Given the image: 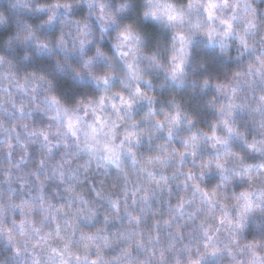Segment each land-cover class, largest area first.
<instances>
[{
	"label": "clouds",
	"instance_id": "1",
	"mask_svg": "<svg viewBox=\"0 0 264 264\" xmlns=\"http://www.w3.org/2000/svg\"><path fill=\"white\" fill-rule=\"evenodd\" d=\"M0 264H264V0H0Z\"/></svg>",
	"mask_w": 264,
	"mask_h": 264
}]
</instances>
